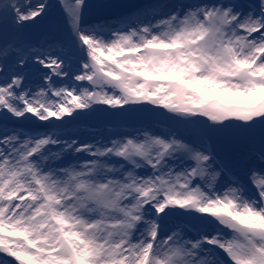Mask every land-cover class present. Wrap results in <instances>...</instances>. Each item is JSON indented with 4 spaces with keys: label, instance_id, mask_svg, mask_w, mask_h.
<instances>
[{
    "label": "snow or ice",
    "instance_id": "1",
    "mask_svg": "<svg viewBox=\"0 0 264 264\" xmlns=\"http://www.w3.org/2000/svg\"><path fill=\"white\" fill-rule=\"evenodd\" d=\"M0 264H264V0H0Z\"/></svg>",
    "mask_w": 264,
    "mask_h": 264
}]
</instances>
